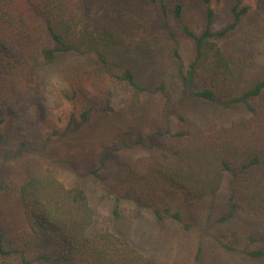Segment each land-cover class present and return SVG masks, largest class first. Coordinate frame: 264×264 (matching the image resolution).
Returning <instances> with one entry per match:
<instances>
[{"label": "trees", "instance_id": "obj_1", "mask_svg": "<svg viewBox=\"0 0 264 264\" xmlns=\"http://www.w3.org/2000/svg\"><path fill=\"white\" fill-rule=\"evenodd\" d=\"M149 1L160 10L161 32L177 46L182 39L192 45L193 58L178 75L181 96L241 114L228 123L205 126L175 109L170 118L174 126L141 129L138 110L149 105L142 104L143 99L155 93L166 98V82L147 85L126 63L128 50L122 44L131 36L113 31L122 19L116 7L102 13L111 14L116 22L109 23L94 14L90 0H0V106L5 110V116L0 113V145L7 140L8 119L42 106L44 69L71 56L88 60L91 66L70 68L69 89L64 92L73 105L70 125L103 121L111 130L117 125L124 129L119 123L129 124H124L129 130L106 141L107 151L91 170L115 204L104 219L86 187L78 181L67 185L59 177L57 160L46 152L51 137L45 138L42 149L28 139L18 143L15 156L35 152L31 159L35 167L5 178L0 170V264H150L123 237L120 204L125 202L149 210L157 221L190 230V224L172 210V198L197 204L226 188L235 211L264 220V73L238 93L231 59L219 45L236 31L249 8L244 0H232V21L213 31L210 4L220 0H202L206 22L197 32L184 21V2ZM112 46L120 59L110 53L115 51ZM174 53L181 63L179 47ZM136 58L143 56L139 52ZM120 96L129 97L122 113L114 104ZM169 108L166 100L159 111ZM153 112L154 106L147 107L145 114ZM70 125L61 137L68 136ZM2 155L8 158V153ZM119 158L122 171L114 188H107L104 176ZM250 255L262 258L264 251Z\"/></svg>", "mask_w": 264, "mask_h": 264}, {"label": "rangeland", "instance_id": "obj_2", "mask_svg": "<svg viewBox=\"0 0 264 264\" xmlns=\"http://www.w3.org/2000/svg\"><path fill=\"white\" fill-rule=\"evenodd\" d=\"M167 2H184V21L195 31L202 32L206 22V6L202 0ZM232 4V0L213 1L210 4L214 11L213 31L232 21ZM244 4L249 8V14L229 38L219 43L231 59L237 75L235 87L238 93L252 87L264 73V0H244ZM90 5L96 16L107 19L109 23L114 21L111 14L106 17L102 13L110 6L117 8L115 13L122 19L119 26L114 24L113 31H124L131 36L122 44L128 50L126 63L144 78L147 85L160 80L166 82V98L155 93L143 99L142 104L146 105L148 102L149 105L138 110L140 121L137 124L142 126L141 129H164L168 123L174 126L171 115L175 109L196 118L205 126L228 123L241 114V111L223 112L215 104L181 96L178 75L191 62L193 48L184 39L177 46L161 32V13L151 1L90 0ZM111 33H107V36ZM112 47L115 51L110 53L120 59L119 50ZM177 47L181 63L177 62L178 58L174 53ZM139 52L143 56L141 60L136 58ZM72 65L91 66L88 60L76 56L62 58L54 66H47L44 69L42 106L8 119L9 122L5 125L7 140L0 145V170H4L1 177L22 176L29 168L35 167L31 161L35 152L19 159L15 156L19 153L18 143L21 140H31L35 147L42 149L45 138L51 137L52 144L48 145L46 152L57 160L54 166L59 177L67 185L71 186L78 181L86 187L93 207L101 219H104L112 214L115 204L104 195L103 185L91 176V170L98 165L102 153L107 151L104 145L106 141L116 136V133L122 135L129 129L125 127L126 123H119L124 129H118L117 125L107 130L103 127V121L83 127H79L78 123L70 125L73 105L65 99L64 92L69 89ZM166 100L170 108L159 111L165 106ZM114 104L122 113L126 111L129 97H117ZM153 106L156 114H145L147 107L153 109ZM4 112L0 106L2 116H5ZM127 122L130 123V119ZM69 125L68 136L61 137L64 128ZM41 152L43 154V150ZM4 153H8L7 159L2 155ZM128 153L135 155L136 152ZM121 171L122 161L119 158V163L114 164L105 174L104 185L113 189ZM170 206L190 224V230L171 221H157L149 210L140 209L132 203L120 204L123 216L120 224L126 231L123 237L143 252L150 264H264V257L254 258L250 255L253 251H264V220L235 211L228 203L226 188L197 204L186 203L181 197H174Z\"/></svg>", "mask_w": 264, "mask_h": 264}]
</instances>
